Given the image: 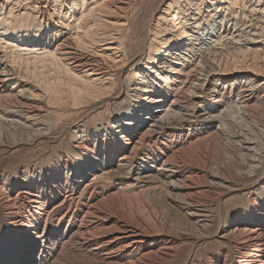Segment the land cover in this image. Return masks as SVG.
<instances>
[{
	"label": "bare ground",
	"instance_id": "6f19581e",
	"mask_svg": "<svg viewBox=\"0 0 264 264\" xmlns=\"http://www.w3.org/2000/svg\"><path fill=\"white\" fill-rule=\"evenodd\" d=\"M22 1L0 0L1 14L8 8L7 14L0 19L1 43L14 57L21 58L28 52H34L33 58L46 61L47 57L62 67L69 77L78 79L74 83L49 80L44 82V90L51 89L57 93L59 84L68 85V92L73 93L70 99L73 105L82 98L78 95L94 90L96 77L103 80L102 89H109L113 83L108 81L107 88L103 85L113 74H109L110 66L100 56H106L103 55L105 50L114 53L118 49L112 44L116 40L109 25H123L119 23L120 18L112 17H119L116 15L123 11L126 1L102 0L97 7L93 6L98 10V16L93 18L94 23L89 30L93 32L94 47L97 48L91 52L79 50L71 30H63V27L67 29L71 25L76 3L81 1V6H84L86 0H34L35 6H40L37 7V16H41L38 22H32L27 12L24 16L14 14V9ZM53 15L58 21L51 25L49 19ZM187 25L184 21L174 23L177 38L165 42V47L152 49L150 57L155 62L161 61L162 55L175 57L169 64V60L166 61L164 69L156 68L153 84L157 90L137 93L138 103L133 102L131 108L140 111L138 115L130 111L127 120L131 124L120 134L113 131L108 135L102 129L104 134L96 131L90 135L85 129L84 135L73 146L79 160L64 154L57 162L39 170L20 166L18 171L1 173L0 264H41L43 257L45 264H264V143L250 148L254 137L241 136L226 126V122L234 117L254 118L250 103L258 97L264 81L259 85L247 77L243 82L219 83L205 89L214 68L209 60L204 61V55L201 56V66L194 64L186 74L181 73L180 69L193 57L190 50L185 52L192 37H198L199 41L208 40L205 43L209 46L203 47L204 52L216 61L215 66L219 70L222 64L220 57L225 55L223 65L227 70L231 66L237 68L242 58L234 56L227 60L229 50L235 49L240 41L229 32L228 20L222 18L220 23L207 21L206 34H203L204 30L198 33L193 27L188 29ZM31 33L37 34L30 36ZM180 37L188 39L180 43L177 40ZM217 45L221 47L217 48ZM176 49L181 52L172 53ZM196 67L199 68L198 73H195L198 71ZM15 75V71L0 57V124L16 131L37 132V123L42 122L41 107L34 92L20 87ZM172 88L176 92L170 94ZM233 90L237 97L231 101L234 104L232 111L222 110L212 115L222 101L227 100L226 95L234 93ZM167 99L169 107L159 110ZM199 106L202 114H208V122L203 128H193L185 134L166 130L155 135L165 126H181L183 122L190 121L189 117L198 118L202 115L195 116ZM161 111L165 114L153 119L154 114ZM259 125L264 132V121ZM146 135L154 139L146 143L140 154L137 175L126 177V180H114L109 174L110 169L129 168ZM169 137L171 139L167 140ZM204 137L211 138L210 141L218 140L213 143L219 144L220 148L222 144L224 153L211 154L207 147H200V150L195 147ZM239 137L242 139H238L237 144L234 139ZM18 143L13 141L7 147H15ZM2 146H6L4 135H0ZM243 149L250 153L248 161L247 158L242 159L240 150ZM257 164H260V176L255 173ZM244 168L247 170L243 171ZM144 178H151L152 182L147 186ZM239 180L245 182L239 183ZM156 190L180 216L168 228H165L164 218L156 214L153 194ZM241 190L251 201L245 214L241 216L236 212L238 216L231 218L232 233L237 237L235 248L230 232L221 228L227 212L223 209V198ZM145 191L151 195L148 199L144 198ZM259 193L262 196L260 201H256ZM214 216L220 226L211 234L207 230ZM181 226L195 233L196 237L183 257L184 243L173 233ZM201 243L206 244L203 250L197 247ZM215 243L218 248L205 253L206 248ZM228 249L231 259L228 258ZM203 251L208 260L201 254Z\"/></svg>",
	"mask_w": 264,
	"mask_h": 264
},
{
	"label": "rangeland",
	"instance_id": "374dc122",
	"mask_svg": "<svg viewBox=\"0 0 264 264\" xmlns=\"http://www.w3.org/2000/svg\"><path fill=\"white\" fill-rule=\"evenodd\" d=\"M100 1L102 0H97V2L93 3L92 0H86L84 6H81V1L80 3H76V14L71 19V25L67 26V29L63 27V30H71L72 36H74L73 39L79 50L91 52L93 49L97 48L94 47V35L93 32L89 30V27L94 23L93 18L97 19L98 10H95L94 7H97ZM125 1L127 4L123 11L116 15L119 17H112L120 18L119 23H123V25L118 27L109 25L110 33L116 40L115 43L112 44H115L118 49H116L114 53L113 51L105 50L103 55L106 54V56H100L107 62L106 64L110 66L108 69L110 72L109 74H113L111 78L106 79L107 81L104 83L103 87L107 88L106 85L108 81L113 84H110L109 89H102L100 86L103 80H99L98 77H96L97 80L95 81H97V83L94 90L86 95H78L82 96V98L73 105L70 100L73 93L70 94L68 92V85L59 84L58 92L55 93L51 89L45 91L44 82L49 80L50 82H54L56 80L58 83H67L68 81L74 83L78 81V79L69 77L62 67H58L47 57L46 61L39 60L41 59L39 57L33 58L35 55L34 52H28L30 55H22L21 58L12 56L10 50L5 47L6 45L1 43L0 40V57L4 61V64L15 71V77L20 82V87L23 89H31L34 92V97L41 107L40 120L42 121L41 123H37L39 124L37 132L16 131L15 128L0 124V135L2 137L3 135L5 136L6 144V146L0 147V177H2L1 173L5 175L9 172L18 171V167L20 166L34 167L36 170H39L41 167H46L51 163L57 162V159L64 154L79 160L80 156L75 153L73 146L75 143L79 142L81 136L84 135L83 131L85 129L88 130L90 135L95 134L96 131L101 134L106 132L110 135L111 132L117 131L119 133L123 128L130 125V120H127L130 111L137 113V115L140 111L138 108H131L133 102L138 103L137 93L140 94L141 90H147V92L149 90L152 93L154 90H157V87L153 84V79L157 76L156 68L164 69L163 66L167 65L166 61L169 60V64L171 59L175 57V55L172 56V54L167 56L162 55L160 56V59L162 58L161 61L155 62L154 59L150 57L152 56V49L156 47H165V42L177 38L174 23H178L179 21H184L186 25L188 23V29L193 27V30H197V32L200 33L205 29L207 21H215L217 23L219 21L220 23L222 18L228 20L229 32L234 34L236 39L238 38L240 41L239 44L237 43L235 49L229 50L230 54L228 53L229 57L227 60H231L234 56H242V58H240L241 63L238 67L235 68L231 66L230 70L224 69L225 66L223 63L224 60H226L224 59L226 58L224 57L225 55L220 57L222 58V64L221 70H219L216 68V61H214L212 57H207L206 52H204L205 46H209L205 43L208 42V40L199 41L197 39L198 37H192V41L188 44L185 52L188 53V50H190L193 57L190 58L189 64L180 69L181 73L186 74L188 72L187 69L189 67H194V64H200L199 66H201L204 59V61L209 60L208 62L211 63L214 68L210 75V81L205 84V89H209L213 85L219 83L225 84L230 81L243 82L248 78L257 83L259 82V85L264 81V0ZM37 7L40 6L38 5ZM37 7L35 6L34 0H24L18 4V7H16L13 12L14 14H21L22 16L27 12L30 14L29 19L32 22H38L41 16H37L39 12V8ZM6 10H8V8L2 11V14L0 10V19L1 16L7 14ZM61 14H64V12L62 11ZM49 20L51 25L56 24L58 21L57 17L54 15ZM79 20L80 23L77 24ZM195 26H197V28H194ZM34 34L36 35L37 33ZM34 34L31 33L30 36H35ZM203 34H206L205 30ZM186 39L188 38L180 37L177 40L182 43L184 40L187 41ZM220 47L221 45H217V48ZM175 52L178 53L181 52V50L176 49L172 51V53ZM101 54L102 53H99L98 55ZM202 55H204V58L202 57L203 59L201 58ZM199 59L202 62H200ZM195 70H198L195 71V73L199 72V68L196 67ZM82 77L86 78V76ZM107 77H110V75H107ZM94 78L95 77H93V79ZM9 86H11V84H9ZM175 87L176 86H174V88ZM174 88L171 89L172 91H169L170 94L176 92ZM259 89L260 92L257 95L258 97L252 100L249 107L250 110L252 109L250 112L253 114L254 118L250 119L244 117L243 119H239V117H234L231 121L228 120L226 122L228 130L231 132H239V134L244 137L246 135H248L246 137H254V143L250 144V148L256 146L258 143H264L262 142L264 140L260 141L264 139V132L261 131L263 128L259 125L264 121V85ZM236 90H238V88ZM236 97V91H234L232 95H226L227 100L224 102L222 101V104L218 106L212 115L222 110L232 111L234 104L231 101ZM168 107L169 99L162 103L158 109L165 110V108ZM171 109L174 108L172 107ZM199 113H203L202 107L200 106L195 110V116ZM164 114V111L155 113L153 119L162 117ZM236 116H238V113H236ZM206 119H208V114H202L198 116V118L189 117V122H183L181 126H165L164 129H160L155 135H160L161 132H165L166 130H170L171 133L182 131L185 134L193 130V128H203L208 122ZM235 119L236 121H234ZM215 125L218 124L215 123ZM102 129H104L105 132H103ZM151 138H153V136L150 137L146 135L142 142V146L135 151L134 159L132 158L129 168L114 167L110 169L109 174L113 176L114 180H126L128 179L126 177L131 176L134 178L137 175L136 165L140 162V154L145 150L147 146L146 143L150 141ZM166 139L170 140L171 137ZM238 139H242V137L234 139L237 144ZM210 140L212 139L204 137L195 144V147H199V150L201 149L200 147H207L211 154H223L224 150L222 149V144L220 148L219 144L213 143V141L218 142V140ZM13 141L19 142L18 145L11 148L7 147V145ZM234 149H236V151L238 150L235 147ZM240 153L244 156H242V159L247 158L246 161H248L250 155L249 151L243 149L242 151L240 150ZM256 159L257 157L254 158V160ZM255 169V173L260 176V164H257ZM242 170L246 171L247 169L244 168ZM143 181L148 186L152 182V179L144 178ZM238 182L243 183L245 180H239ZM153 194L156 201V214L159 218H164L166 224L165 228H168L167 226L180 216L176 213L175 209L169 207L167 200L164 199V196L159 190ZM243 194L244 192L241 190L240 193H232L230 196L223 198V209H226L227 212L225 211L226 217L221 223V228L222 231L230 232V239L232 240V244L235 245V248L237 246L235 243L237 237L236 234L232 233L234 226L231 218L233 216H238V212L241 216L245 214V211L247 212V206L250 205L251 201L248 195ZM261 196L262 194L259 195L256 201H260ZM149 197H151V195L145 191L144 198L148 199ZM214 218L213 223H211L212 225H210V228L207 230V232L209 231L211 234L220 226L218 218L216 216H214ZM173 233H175L174 236L177 239L184 243L181 254V257H183V254L185 255L187 249H189L191 241L195 240V233L182 226L174 229ZM215 245L217 246L215 247ZM215 245H212L213 247H208V249L206 248L205 253L209 254V252H214L218 248V244L215 243ZM205 246L206 244L201 243L197 247L203 250ZM205 253L203 251L201 254L206 258L207 255ZM228 258H232L229 249ZM206 260H208V257ZM41 264H45V257H43ZM188 264H193V262Z\"/></svg>",
	"mask_w": 264,
	"mask_h": 264
}]
</instances>
